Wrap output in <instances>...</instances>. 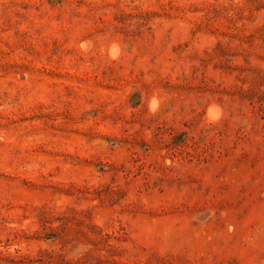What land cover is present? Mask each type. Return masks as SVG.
I'll use <instances>...</instances> for the list:
<instances>
[{
    "label": "rangeland",
    "instance_id": "rangeland-1",
    "mask_svg": "<svg viewBox=\"0 0 264 264\" xmlns=\"http://www.w3.org/2000/svg\"><path fill=\"white\" fill-rule=\"evenodd\" d=\"M0 264H264V0H0Z\"/></svg>",
    "mask_w": 264,
    "mask_h": 264
},
{
    "label": "bare ground",
    "instance_id": "bare-ground-1",
    "mask_svg": "<svg viewBox=\"0 0 264 264\" xmlns=\"http://www.w3.org/2000/svg\"><path fill=\"white\" fill-rule=\"evenodd\" d=\"M213 116V115H212Z\"/></svg>",
    "mask_w": 264,
    "mask_h": 264
}]
</instances>
